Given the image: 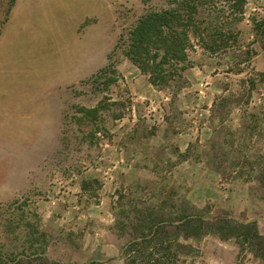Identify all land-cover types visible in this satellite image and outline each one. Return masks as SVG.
<instances>
[{
  "label": "rangeland",
  "instance_id": "1",
  "mask_svg": "<svg viewBox=\"0 0 264 264\" xmlns=\"http://www.w3.org/2000/svg\"><path fill=\"white\" fill-rule=\"evenodd\" d=\"M36 2L13 16L16 31L0 49V103L19 114L17 133L0 139V186H9L10 170L27 169L31 182L19 181L23 192L0 202V256L43 252L63 263L124 264L130 230L121 235L115 218L130 221L157 204L171 212L179 201L210 217L244 222L254 221V211L264 232L258 181L264 176V73L253 68L264 29L243 16L234 26V48L210 55L195 46L172 97L152 90L121 51H113L122 30L150 8H165L163 0ZM215 2L220 10L206 9L204 17L226 33L235 0ZM13 4L0 0V27ZM89 38L97 42L96 72L72 78L85 64ZM103 77L117 82L106 89ZM55 81V95L65 100L64 122L44 126L40 107L31 127L17 105L30 92L44 101ZM93 108L94 117L79 112ZM243 194L247 214L239 210ZM181 243L191 250L179 264H264L240 253L232 240Z\"/></svg>",
  "mask_w": 264,
  "mask_h": 264
},
{
  "label": "trees",
  "instance_id": "2",
  "mask_svg": "<svg viewBox=\"0 0 264 264\" xmlns=\"http://www.w3.org/2000/svg\"><path fill=\"white\" fill-rule=\"evenodd\" d=\"M163 1L165 8H150L130 27L123 29L113 51H121L154 89L174 97L181 90L184 72L191 66L189 52L195 46L210 55L235 47L237 32L234 26L243 19L246 0H235L234 19H231L234 24L224 23L226 33L223 26L211 25L204 17L206 9H212L213 13L220 10L215 0ZM106 71L102 69L98 78ZM103 78L106 89L117 82L113 77ZM79 112L94 117L98 108L80 109ZM258 181L264 186V176ZM123 219L115 218L114 222L121 235L130 230L122 251L124 264H179L181 257L191 250L181 242H195L207 236H215L220 241L232 240L240 253L264 262V234L255 221L244 222L229 216L210 217L186 201H179L171 212L166 211L164 204H157L149 210H138L133 220ZM0 264L75 263L51 261L43 252H35L18 254L14 258L0 256ZM88 264L102 263L91 261Z\"/></svg>",
  "mask_w": 264,
  "mask_h": 264
},
{
  "label": "crops",
  "instance_id": "3",
  "mask_svg": "<svg viewBox=\"0 0 264 264\" xmlns=\"http://www.w3.org/2000/svg\"><path fill=\"white\" fill-rule=\"evenodd\" d=\"M36 4H37L36 0H14V4L10 8L8 18L0 27V49L4 47L5 43L11 39L13 33L16 31V30L14 31L15 23L12 20L13 16L15 14H17L18 16L23 11H25L26 13L28 9L33 8L32 6ZM244 16L247 19V21L250 22L251 24L255 23L257 26L262 27L264 29V0H246ZM21 21L24 22L25 17ZM253 36L256 38L260 36V35H257V30L255 31ZM86 41L89 42L90 48L87 54L88 56L85 59V64L84 65L82 64L84 67H81L82 65L80 64L79 69L74 70L71 73L72 78H75V79L79 78L82 76V74L86 75L89 72L91 73L92 70H95L94 72H96L97 42L92 41L90 38ZM92 45L95 47L93 52L91 48ZM254 50H255V55L253 56V68H255V71L257 72L264 73V49L257 48L255 46ZM63 75H65V73H63ZM145 82L153 90V87L147 81ZM56 84H59V82L53 83L51 85V88L48 89L49 90L47 92L48 96L44 101L42 102L35 101L33 99L32 92H30V93H26L27 95L25 99L21 100L22 103L17 105L16 109L25 111V113L20 114V116L26 117V122H27L26 124H29L32 127L34 123V116L37 115L35 110L42 107L44 110H46V113L43 117L44 126L58 127L59 125H62V123L64 122V115H65L64 114L65 113L64 111L65 110V100L64 98L60 99L59 95H55L56 92L54 88L56 87ZM37 103H42V104L39 105ZM2 105L3 104L0 103V122H2L3 124V128L0 130V139H3L2 135L4 133L8 136L12 134L15 135V132L17 133L15 128H17L19 125V122H18L19 114L16 111L15 112L7 111V105H5L4 108ZM33 128L31 129V132L29 133L30 135L33 134ZM27 132H29L28 129H27ZM7 140L9 141V139ZM182 142H183L182 144L179 143V149L181 150V152H182V148L183 150L186 148V145H184V140H182ZM28 173L29 172L27 169L24 171H20V172L18 170H13V171L10 170L9 186H0V202L1 203H5V202L15 199L23 192L22 190L23 188L19 186V181H22L23 179H25V181L30 184L31 182L29 181V179L27 177L25 178V175ZM249 202L250 201H249L248 196L243 194L241 206L239 209L240 212H243V214H247L250 212L251 206ZM228 208L229 207L227 206L226 209ZM260 208L262 207H260L259 205L258 207L259 211L261 210ZM253 212L250 214L251 215L250 217L253 218V220L257 223L259 227V231H260L261 229L260 225L262 224L263 221L256 219L258 215ZM261 234H264V232H261Z\"/></svg>",
  "mask_w": 264,
  "mask_h": 264
}]
</instances>
